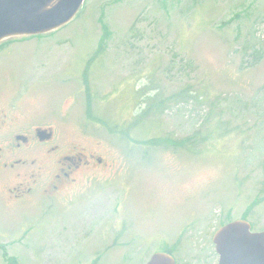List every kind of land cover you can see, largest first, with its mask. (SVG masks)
Here are the masks:
<instances>
[{
    "label": "rangeland",
    "instance_id": "374dc122",
    "mask_svg": "<svg viewBox=\"0 0 264 264\" xmlns=\"http://www.w3.org/2000/svg\"><path fill=\"white\" fill-rule=\"evenodd\" d=\"M8 40L2 138L51 127L61 152L102 162L56 204L8 199L0 165V264H145L167 247L178 264H218L222 223L249 214L264 229V0H87L65 26ZM102 42L88 75L96 115L120 125L170 97L129 138L88 118L85 71ZM187 87L194 96L173 98ZM208 120L222 135L201 156L133 141Z\"/></svg>",
    "mask_w": 264,
    "mask_h": 264
},
{
    "label": "flooded vegetation",
    "instance_id": "af4514ba",
    "mask_svg": "<svg viewBox=\"0 0 264 264\" xmlns=\"http://www.w3.org/2000/svg\"><path fill=\"white\" fill-rule=\"evenodd\" d=\"M9 124L6 118L0 117V165L5 167L6 178L13 177V181L6 179L3 183H14L4 188L10 200L56 204L69 189L83 184L85 175L89 180L91 175L86 172L94 167L95 161L102 162L94 154L88 159L84 154L61 152L54 144L51 127L15 130L11 131L9 139H3Z\"/></svg>",
    "mask_w": 264,
    "mask_h": 264
},
{
    "label": "water",
    "instance_id": "95a60500",
    "mask_svg": "<svg viewBox=\"0 0 264 264\" xmlns=\"http://www.w3.org/2000/svg\"><path fill=\"white\" fill-rule=\"evenodd\" d=\"M86 0H0V43L14 37L51 33L75 19ZM51 136V134H48ZM218 264H264V229L248 219L232 220L213 236ZM145 264H177L167 251L155 252Z\"/></svg>",
    "mask_w": 264,
    "mask_h": 264
},
{
    "label": "trees",
    "instance_id": "16d2710c",
    "mask_svg": "<svg viewBox=\"0 0 264 264\" xmlns=\"http://www.w3.org/2000/svg\"><path fill=\"white\" fill-rule=\"evenodd\" d=\"M42 35H46V34L31 35L28 37L42 36ZM9 42L11 41L7 40V41L0 43V49L4 48L7 44H9ZM103 47H104V44L102 42L98 50L96 51L95 55L93 56V58L90 60L88 68L85 71V81L87 85L86 91L88 94V118L96 122L107 124L108 122L106 120L102 119V117H99L98 115L94 113L93 95L91 94V91L89 90V82H88V75L90 73L89 68L91 64L94 62V60L99 58L101 52L103 51ZM189 91L191 90H189V87H187L181 90L179 94H174L173 98H176L177 96H183V97L194 96ZM169 99L170 97L168 99L163 98L160 93L149 96L145 100V106L134 117V119H132L128 123H124L120 125L108 123V128L114 134H117V135L122 134L125 137L129 138L132 130L140 128L147 123L154 122L158 117H160L163 114V112L167 110V102L169 101ZM208 122L209 120L206 122V126L204 125L206 127L205 129L199 128L196 131H194V133L186 137L177 138V137H174L173 135L167 134V135L154 136V137L144 138V139H134L133 141L138 146H141L144 148H164L166 150H175V151L181 150L185 153H188L194 156L196 155L201 156L205 154L208 150L214 148L215 140L218 138L219 135H222V133L219 130V126H215V125L212 126V123L211 122L208 123ZM220 122L221 121H219V123ZM261 192L264 193V183L262 184ZM248 217H249V214H246L243 218L248 219ZM230 221H232V219H229L226 222L222 223V226ZM252 225L255 226L253 223ZM165 251L175 255V251L172 247H167Z\"/></svg>",
    "mask_w": 264,
    "mask_h": 264
}]
</instances>
